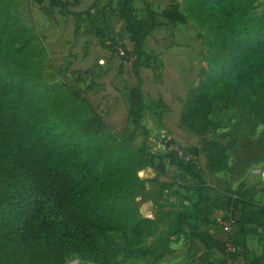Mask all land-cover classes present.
<instances>
[{"label": "trees", "instance_id": "16d2710c", "mask_svg": "<svg viewBox=\"0 0 264 264\" xmlns=\"http://www.w3.org/2000/svg\"><path fill=\"white\" fill-rule=\"evenodd\" d=\"M15 1L0 0V262L122 264V251L111 234L125 235L128 257L163 259L169 247L158 254L143 246L157 231L158 221L139 216L131 198L141 184L139 169L147 168L157 174L162 192L177 186L189 196L191 208L174 214L168 235L187 237L198 246L190 264L238 259L264 264V255L251 257L247 245L252 232L264 233V191L244 183L226 195L206 181L207 173L230 170V147L216 136L211 121L217 104L241 106L264 125V14L253 15L259 0H187L186 12L202 30L198 39L207 62L181 100L178 130L194 143L186 146L173 137L164 142L168 152L158 154L150 151L143 118L150 113L167 132L171 108L162 97L147 105L144 93L146 74L160 83L167 65L163 53L146 49L159 16L150 5L140 16L135 0H118L115 10L110 1L112 10L105 8L98 16H115L124 25L123 33L111 34L91 17L99 0L84 10L83 0H31L53 26L61 17H71L65 26L75 38L88 17L94 47L113 63L123 84L126 126L119 131L109 120L113 110L101 108L92 97L97 78L76 68L74 59L63 72L57 70L65 84L47 83L38 65L47 48L12 12ZM160 17L173 26L189 22L177 0H169ZM117 41L128 59L118 55ZM128 74L134 85H129ZM172 145L197 161L180 158ZM222 211H230L234 220L235 231L228 239L202 232Z\"/></svg>", "mask_w": 264, "mask_h": 264}, {"label": "rangeland", "instance_id": "374dc122", "mask_svg": "<svg viewBox=\"0 0 264 264\" xmlns=\"http://www.w3.org/2000/svg\"><path fill=\"white\" fill-rule=\"evenodd\" d=\"M178 1L181 4V11L189 18V14L186 12L187 0ZM30 5L28 0H16L12 6V12L20 17L28 28L35 30L40 35L39 43L47 48L46 57L38 59V65L42 69L47 83L50 85L65 84L57 70L63 72L66 67L68 68L69 61L73 62L74 59L76 68L88 71L91 76L97 78L98 86L92 97L96 102H99L101 108L113 110L114 115L109 119L110 123L113 128L119 131L123 130L126 126V104L125 99L121 98L120 90L123 84L115 76L117 70L114 71L113 63L100 55V52L94 47L92 39L89 45V38L84 34V30L80 39L75 38L72 31L70 32L63 24V20L53 26L51 19L49 26L44 25L42 29L39 26L37 28L38 13L36 14V12H39V9H36L34 4L31 5L32 7ZM262 14H264V0H259L254 7L253 15L260 16ZM189 22L193 24L192 27L187 24L185 27H181V31L172 28L173 33L165 38L172 37L174 39L171 41L175 43V47H178V51L173 53L174 56L168 55L161 47L151 46L148 49L151 51L150 53H163L167 57L165 61L167 70L164 71L165 75L160 85L152 81L151 73L146 74L148 83L146 82L144 93L147 105H151L152 99L162 97L174 114L170 116L169 120L165 119L167 132L160 127L153 115L148 112L144 115L143 124L150 131L149 146L150 151L154 154L168 152L164 148V142H167L168 136L172 140L173 137L181 140L184 145L186 143V146L194 143L188 133L178 130L181 100L186 91L197 82L199 71L202 67H206L207 62L201 56L205 47L198 39L202 30L197 25L196 18H189ZM59 28L62 30L61 35L57 33ZM93 54L96 58L100 56L109 63L101 65L102 63H98L96 60L89 61L90 57L94 56ZM110 71L112 74L105 78V74ZM127 77L130 80L129 85L136 83L129 74ZM128 79L126 78V80ZM111 81H114V86L110 85ZM211 121L217 126L216 136L221 139L223 145L230 147L229 164L231 167L227 172L207 173L208 185L216 191L229 195L247 181V186L250 188L259 186L264 191V125L260 124L241 106L230 104L226 107L223 103L215 106ZM143 140L142 138L141 142ZM138 178L141 180V184L132 191L131 198L137 204L139 216L155 219L159 225L154 235L147 238L143 246L158 252V254L167 247L171 252L163 259H158V255L149 258L128 257L125 254L127 248L125 235L111 234V238L118 243L122 251L119 261L122 264H190L192 256L200 250L198 246L187 237H170L168 235L174 214L191 208L187 199L189 196L184 191L178 190L177 186L162 192V185L156 182L157 174L151 169H139ZM230 216V211L215 213L210 224L205 226L202 232L228 239L229 235L224 232L222 225L227 222ZM233 231H235L234 226ZM254 232L247 239V245L251 253L250 256L259 258L264 255V233L262 229ZM160 238L163 239L162 243L159 242ZM0 264L3 263L0 262ZM68 264H79V262L73 259ZM229 264H244V261L238 259Z\"/></svg>", "mask_w": 264, "mask_h": 264}, {"label": "crops", "instance_id": "0c3cea01", "mask_svg": "<svg viewBox=\"0 0 264 264\" xmlns=\"http://www.w3.org/2000/svg\"><path fill=\"white\" fill-rule=\"evenodd\" d=\"M28 1H29V3L31 5H33L31 0H28ZM94 1L95 0H83L82 10L90 8V6L94 3ZM110 1L112 2V9L115 10L117 8L118 0H99L97 5H96V7L94 9H92L90 14H91L92 18H97L99 20L98 21V27L100 29L106 31V33L121 34V33H123L124 25L115 16L110 17L109 14H107V16H104V17L98 16V14L100 12H102L105 8H106V10L109 9L108 6H109ZM168 1L169 0H135V2H134V8H135V10L138 12V14L140 16H144L145 15V11L147 9V6H149V5H150L151 10L156 12L159 15L157 17V27L152 32V37L147 42V45H146V49H147L148 53L151 52V51L148 50L149 47H151V46H155V47H159V48L161 47V49L163 48L165 50V52L168 53V55L171 54L173 56H174L173 53H176L178 51V47H175L176 46L175 43H172V41H171V40H174V39H172V37H170V39H165V38H167V36H169L170 34L173 33L172 28H175L176 30L181 31V27H185L187 24L186 25L177 24V25L173 26L169 22H167L166 20H164L163 18L160 17V14L163 12V10H164L166 4L168 3ZM31 5H30V7H32ZM34 6L36 7V9H39L38 10L39 12H36V14L38 13V16H37L38 17V19H37V21H38L37 24L38 25L36 24L37 28H38V26H39L40 29H42V27L44 25L45 26H49L50 25L49 22L51 21V19L43 14V12L40 10L39 6H37L35 4H34ZM112 9H109V10H112ZM71 19H72L71 17H66V18L65 17H61V19L58 21V23L61 20H63V24L65 25V22L67 20H71ZM188 25H190V27L193 26V24L190 23V22H188ZM83 30L85 31L84 34L87 36V38H89V45H90L91 39H92V36L90 34L91 25H90L88 17H86V16L83 17V23L81 24V30H80V33H79V36H78L79 39H80V35L83 32ZM57 33L59 35H61L62 34V30H60V28L57 29ZM174 36H176V35H174ZM163 40H166V41H163ZM167 40H168V42H167ZM169 41H171V42H169ZM177 58H175V59H177ZM90 60L91 61H95L96 60V61H98V63H102L101 65H105V63L106 64L109 63L108 61H106L104 58H102L100 56H98L96 58L95 55L91 56L89 61ZM165 70H167V67L164 68V70H163V78H164V75H165V72H164ZM179 71H181V70H179ZM144 78H145L144 81L147 82L146 81V77H144ZM152 81L154 82L153 79H152ZM145 82H144V88H145V85H146ZM154 83H156V82H154ZM156 84L160 85L161 82L160 83H156ZM171 115H174V114L172 112L168 113L167 116H166V119L169 120ZM229 167H231L230 164H229ZM244 183H246V185L248 184L247 181H245ZM255 189L261 191V187H259V186L255 187ZM260 201L262 202V204H264V193L260 196Z\"/></svg>", "mask_w": 264, "mask_h": 264}, {"label": "built area", "instance_id": "2783aa9c", "mask_svg": "<svg viewBox=\"0 0 264 264\" xmlns=\"http://www.w3.org/2000/svg\"><path fill=\"white\" fill-rule=\"evenodd\" d=\"M115 49L118 53V55L121 57V58H124V59H128V57L126 56V53L125 51L122 49L121 47V42L120 41H117V45L115 46ZM132 61L134 60L133 58L131 59ZM172 139L168 136L167 137V142H170ZM176 146V147H175ZM175 146H171V150H174L175 152H177L179 154V157L186 160V161H193V162H196L197 159L193 156H183V153L181 151V149L179 148V146L175 145ZM234 226V220L233 218L230 216L227 220V222H224L222 227H223V230L225 233H227L228 235H230L232 233V228ZM228 248H229V252H233L234 249L231 247V245H228Z\"/></svg>", "mask_w": 264, "mask_h": 264}]
</instances>
